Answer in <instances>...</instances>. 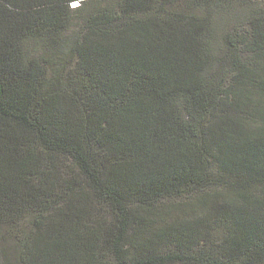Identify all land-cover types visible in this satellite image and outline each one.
I'll return each mask as SVG.
<instances>
[{"label":"trees","instance_id":"16d2710c","mask_svg":"<svg viewBox=\"0 0 264 264\" xmlns=\"http://www.w3.org/2000/svg\"><path fill=\"white\" fill-rule=\"evenodd\" d=\"M0 264H264V0H0Z\"/></svg>","mask_w":264,"mask_h":264},{"label":"built area","instance_id":"2783aa9c","mask_svg":"<svg viewBox=\"0 0 264 264\" xmlns=\"http://www.w3.org/2000/svg\"><path fill=\"white\" fill-rule=\"evenodd\" d=\"M74 4L76 5V4H78V2H75Z\"/></svg>","mask_w":264,"mask_h":264}]
</instances>
